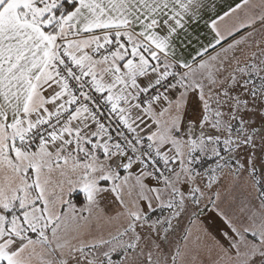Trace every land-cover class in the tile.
<instances>
[{
	"label": "snow or ice",
	"instance_id": "6c2138e0",
	"mask_svg": "<svg viewBox=\"0 0 264 264\" xmlns=\"http://www.w3.org/2000/svg\"><path fill=\"white\" fill-rule=\"evenodd\" d=\"M205 252L264 264V0H0V264Z\"/></svg>",
	"mask_w": 264,
	"mask_h": 264
},
{
	"label": "rangeland",
	"instance_id": "374dc122",
	"mask_svg": "<svg viewBox=\"0 0 264 264\" xmlns=\"http://www.w3.org/2000/svg\"><path fill=\"white\" fill-rule=\"evenodd\" d=\"M206 225H209L210 228L209 230L213 232V234H215L217 229H220V231H223V228L220 227V221H214L211 218H209L208 220L205 221ZM200 261L202 262V264H211L212 260L215 259L214 255H210L207 252L202 253L200 256Z\"/></svg>",
	"mask_w": 264,
	"mask_h": 264
}]
</instances>
